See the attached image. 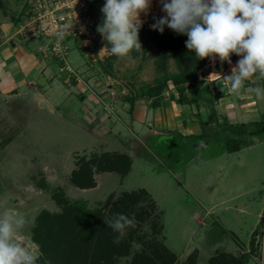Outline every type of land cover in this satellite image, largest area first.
<instances>
[{
    "label": "rangeland",
    "instance_id": "obj_1",
    "mask_svg": "<svg viewBox=\"0 0 264 264\" xmlns=\"http://www.w3.org/2000/svg\"><path fill=\"white\" fill-rule=\"evenodd\" d=\"M32 1L0 0V20L9 24L19 21L10 33L12 41L33 42V47L41 45L44 50L50 44L48 39L25 41L18 36ZM104 3L93 1L99 23ZM152 15H165L158 0H152L147 14L140 15L149 30L154 23ZM21 43L19 46H23ZM84 44L87 42H68L67 60L45 54L48 67L56 63L48 75L54 74L59 86L56 96L52 94V108L40 105L45 94L42 86L32 83L29 91L17 86L19 96H9L1 89L8 90L11 79L0 78V211L10 210L25 217L18 242L42 253L38 259L42 261L44 253L33 238V229L44 212H73L69 206L73 204L76 208L85 206V211L101 210L104 222L114 218V204L122 206L124 201L136 221L133 255L161 253L163 244L169 249L170 264H209L219 250L236 255L250 252L252 233L262 224L259 252L252 256V264H264V133L256 139L254 148L236 154H230V150L236 152L253 139L244 134L247 127L241 125L229 131L221 125L211 123L208 129L204 125L210 132L208 140L200 134L185 145L176 137H153L147 148L148 137L154 134L148 133L149 123L133 122L132 106L125 97H139L135 104L139 120L147 114L160 120L159 112L147 113L152 100L140 96L163 84V98H178L177 87L165 77L181 71L182 54L171 49L162 53L159 47L150 46L147 51L142 47L117 57L104 49L106 42L100 34L91 51L86 52ZM205 65L198 73L204 99L218 92L226 97L231 94L223 78H212L217 73L212 60L206 58ZM207 67L211 72L204 74ZM224 72L230 75V67ZM189 85L186 93L191 97ZM174 106L180 110V106ZM205 108L210 110L211 106L186 105L183 114L189 120H206ZM254 127L251 125L248 131ZM221 142L228 150L219 147ZM126 154L133 161L127 174V159L122 156ZM137 194L139 200L127 199V195L137 198ZM137 214H143V219L138 221ZM101 227L96 226L89 239L92 246ZM117 261L126 264L130 259ZM101 264L113 263L104 257Z\"/></svg>",
    "mask_w": 264,
    "mask_h": 264
},
{
    "label": "clouds",
    "instance_id": "obj_2",
    "mask_svg": "<svg viewBox=\"0 0 264 264\" xmlns=\"http://www.w3.org/2000/svg\"><path fill=\"white\" fill-rule=\"evenodd\" d=\"M151 2L105 0L100 9L103 18L96 28L106 42L104 49L117 57L141 49L140 15L147 14ZM158 3L165 15L153 17L154 23L149 27L163 34L166 26L178 35H186L185 46L197 60L209 58L215 63L218 57L221 64L227 62L231 66L230 75L213 74L221 76L234 95H240L248 81H264V0H158ZM63 35L58 33L60 38ZM232 54L239 57L235 65ZM251 93L264 101V86L251 87ZM104 222L119 233L115 243L136 225L134 217L122 213ZM25 224L23 215L0 211V264H37L42 253L17 240Z\"/></svg>",
    "mask_w": 264,
    "mask_h": 264
},
{
    "label": "trees",
    "instance_id": "obj_3",
    "mask_svg": "<svg viewBox=\"0 0 264 264\" xmlns=\"http://www.w3.org/2000/svg\"><path fill=\"white\" fill-rule=\"evenodd\" d=\"M152 17L157 16L152 15ZM139 40L146 51L150 46H157L162 50V53L171 49L175 50L176 54H182V62L184 65L181 67V71L179 73L168 74L167 77H165V81H173L174 85L177 87L180 96L173 100L177 104L181 106H200L201 103H205L211 106L208 122L200 118L198 119V122L203 127L204 125H209L211 123L209 121L214 120L217 116L214 106L223 95L218 92L216 94H211L210 98L204 99V90L198 85V73L205 68L206 58L197 60L195 54L190 53L185 46L187 36L178 35L166 26L163 34H161L158 31L147 29L143 24L139 31ZM203 73L206 74L205 71H203ZM161 81H163V79H161ZM186 84H190L188 90L192 92L191 97L187 96ZM163 86V84H160L159 86L151 87L142 92L140 97L144 99L147 97V99L152 100V107L157 108L165 99L163 98ZM138 100L139 97L131 96L125 97L124 101L129 102L133 109ZM259 125L262 126L259 131H264V122ZM206 135L207 133L204 132L202 137L208 140ZM180 137L185 140L187 144L193 143L195 139V136ZM205 140L203 142H206ZM122 156L127 159L128 166L125 170V174H127L130 171L133 161L127 154ZM112 163L114 164V162ZM135 197L137 198L127 195V199L130 201H136L140 198L138 194ZM121 203L122 206H119L120 204L118 203V205L116 203L114 204L112 207L113 209L111 208V215L115 216L116 214L122 213L131 218L129 206L126 205L124 201ZM69 206L74 208L72 209L73 212H71L70 209H67L69 213L66 211L60 215H50L44 212L37 220V226L33 229V238L41 245V249L44 253L42 261H37V264H101V259L104 257H107L113 264H118L119 261L117 260L120 259H130L126 264L171 263L172 259H170L171 255H169V249L167 246H163V244H161L163 249L161 253L146 255L144 252H135L133 255L131 242L134 240L133 237L137 235V229H127L126 234L120 239V242L115 243L114 241L119 233L113 231L111 227L103 222L101 210L98 212H91L85 211V206L80 208H76L73 204ZM73 215L78 216V218L76 219ZM139 219H143V214H137V220L140 221ZM101 225L103 230L100 232L99 236H97L92 246L91 240L89 239H91L92 233L96 231L95 227ZM260 225V227L254 230L250 238V252H243L242 254L239 253L236 255L231 252L227 253L219 250L210 258L209 264H252V256L257 255L259 252V233L262 224ZM154 247L158 249L157 246Z\"/></svg>",
    "mask_w": 264,
    "mask_h": 264
},
{
    "label": "crops",
    "instance_id": "obj_4",
    "mask_svg": "<svg viewBox=\"0 0 264 264\" xmlns=\"http://www.w3.org/2000/svg\"><path fill=\"white\" fill-rule=\"evenodd\" d=\"M5 21L6 20L3 18L0 20V78L4 77V79L8 80L10 78L11 81L9 83L10 85L8 86V90H5L4 88L1 89L3 94H11L9 96L18 97L19 95L16 89L17 86L24 91L28 90V87H31L32 83H36V85L38 84L42 86L43 91H45V94L42 93L41 95L42 103H40V105H43L44 108H47L48 106L52 108L51 104L55 101L54 98L57 94L59 86H57L53 78L54 74L49 76L48 72L53 70L56 63L50 67L47 66L46 57L42 51L41 45H38L37 48L31 45L33 42L23 44L20 41H12V39H10V33L12 32L13 28H16V23L19 21H16L15 23L10 21V24L6 23ZM20 43L23 46H19ZM17 71L19 74H17ZM223 73L228 74L225 72ZM247 83L249 86L244 87V89L241 90L240 95L237 96L230 92L231 94H227V97L223 96L214 106L217 116L211 121V123L215 125V127L217 125H221L223 130L229 131V129L231 130L233 127H236V125H238V128L241 125V127H247V133L244 134L253 137L252 140L248 141L249 143H246L240 147L238 151L235 152L234 150H230V154L244 152L246 149L251 150L256 145V139L264 133V131H262V133L259 131V129L262 127L259 124L264 122V107L261 106L262 101L257 100L254 94L251 93V87L261 84L264 85V81L253 79ZM47 85L50 87H47ZM0 88H2L1 85ZM47 88L49 91H47ZM52 94H55V96ZM174 104H176L178 107L180 106L179 111L175 108ZM185 107L186 106L177 104L170 98H165L157 108L152 107L150 110L147 108V113L152 111L155 113L159 112V122L155 121L152 115H149L148 117V114L145 116L144 120H139L137 117L139 112L136 113V106L133 108L135 110L131 108L130 112L133 113L134 116L133 122L139 121L144 125L149 123L147 125L149 128L148 133L150 132L151 134H154L148 137L146 142L147 148L149 147V140H151L153 137H176L179 139V143L185 145L187 144L186 141L180 136L190 137L200 134L202 135L204 132L210 134L208 130L201 126V124L198 122V119L193 117L194 120H189L188 117H186L187 115L183 114ZM201 110L204 109L201 108ZM205 110L207 117L206 120H202L207 122L209 120L211 111L209 108H205ZM178 112L180 114H178ZM251 125L255 126L256 128L254 127L252 128V131H248V128ZM206 127L208 129L209 125ZM210 128L212 129V127ZM230 140L231 139H229V141ZM232 140H234V138ZM219 147L228 150V147H225L224 142L219 143Z\"/></svg>",
    "mask_w": 264,
    "mask_h": 264
},
{
    "label": "built area",
    "instance_id": "obj_5",
    "mask_svg": "<svg viewBox=\"0 0 264 264\" xmlns=\"http://www.w3.org/2000/svg\"><path fill=\"white\" fill-rule=\"evenodd\" d=\"M93 1L33 0L20 24L18 36L25 41L48 39L50 44L42 50L43 53L60 61L67 60L70 41H77L78 45L86 41L83 47L86 52L91 51L99 34L96 31L99 21L93 10ZM60 32L64 33L62 38L58 36ZM217 63L220 61L212 62V65L215 67Z\"/></svg>",
    "mask_w": 264,
    "mask_h": 264
},
{
    "label": "water",
    "instance_id": "obj_6",
    "mask_svg": "<svg viewBox=\"0 0 264 264\" xmlns=\"http://www.w3.org/2000/svg\"><path fill=\"white\" fill-rule=\"evenodd\" d=\"M238 59H239V57L236 56L235 54H233V55L231 56L232 64L235 63ZM229 67H230V65H229L227 62H225V63H223V64H221V63H217V64L215 65V70H216L217 72H224V71L227 70ZM210 72H211V68H210V67H207L206 70H205V73H206V74H209ZM205 146H206V145H196L195 147H197V148H201V147H205Z\"/></svg>",
    "mask_w": 264,
    "mask_h": 264
},
{
    "label": "bare ground",
    "instance_id": "obj_7",
    "mask_svg": "<svg viewBox=\"0 0 264 264\" xmlns=\"http://www.w3.org/2000/svg\"><path fill=\"white\" fill-rule=\"evenodd\" d=\"M216 60H219V58L217 57ZM235 63H236V62H235ZM235 63H233V65H235ZM230 69H231V66H230ZM212 78H213L214 80H217V79L220 78V76H217V75L213 74V75H212Z\"/></svg>",
    "mask_w": 264,
    "mask_h": 264
}]
</instances>
